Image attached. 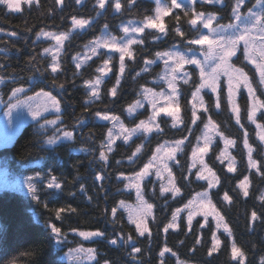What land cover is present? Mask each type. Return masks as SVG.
<instances>
[{
  "label": "trees",
  "instance_id": "obj_1",
  "mask_svg": "<svg viewBox=\"0 0 264 264\" xmlns=\"http://www.w3.org/2000/svg\"><path fill=\"white\" fill-rule=\"evenodd\" d=\"M83 1L77 4L76 0H63L61 6L55 0H39L38 6H24L18 13L0 5V65H3L0 68V80L3 81L0 83V95L4 102H8L13 86L29 89L30 94L39 91V87L33 90L32 86L44 78L35 69L43 68L52 61L51 56L45 55L43 51L48 48L49 42L36 39V34L41 29L67 32L71 30L70 20L73 16L96 18L92 27L82 35L73 33L67 44L58 80L65 87L51 89L52 94L61 99L63 124L73 131V139L51 147L46 143L45 132L29 126L12 146L0 149V165L6 168L9 184H17L12 191H0V264H68L63 258L64 252L79 245L95 251L96 260L93 264H105V261L108 264H133L128 256L131 244L120 240L117 245L108 243L109 239L119 235L126 237L129 233L142 249V254L138 255L140 264H159L158 252L165 242L177 252L180 261L185 264H235L231 258L233 241L245 252V264H261L264 259V223H250V214L253 209L258 214L264 213V201L260 199L264 195V176L257 174L256 168L250 167L248 148L245 147L244 140L247 138L248 145L253 149L252 159L260 166L264 162V143L259 139L257 124L264 129V108L257 113L256 122L253 123L247 118L252 110L248 96L241 93L238 98L239 112L236 113L228 102L225 89L222 88L219 108L216 107L217 98L212 93L204 94L207 107L198 114L203 120L198 119L196 125L192 126L190 99L197 86V76L194 73L191 82L182 86L180 91L179 104L183 112L181 127H173L169 118H161L160 128L163 132H156L150 138L140 136L127 143L118 141L108 149L110 125L98 120L95 113L99 111L102 114H114L128 127L147 118L146 112L135 115L134 118L126 114V109L140 98L141 90L158 85L157 67L141 72L145 59H154L157 52L170 49L171 44L187 48L188 45L177 35L176 29L184 32L186 38L195 37L197 31L189 24L191 11L187 16L181 10L166 15L163 24L167 35L164 34V38L160 39L159 33L150 31L144 37V44L136 47L134 59L129 62L126 72L124 71L121 84L116 85L110 78L101 87L100 99L97 100L91 95L89 83L95 79L97 69L104 59L98 57L80 70L71 61L72 55L80 52L82 46L104 27L110 32L118 33L117 24L125 20L152 17L155 5L152 0H136L129 7L128 0H123L121 13H116L107 6V12L97 14L100 10L96 7V0ZM222 1V5L194 7L197 12L217 15L220 23L227 24L231 22L228 6L234 0ZM167 3L170 0H164V4ZM176 15H179V19ZM9 32H15L16 35L10 36ZM31 56H36V60L31 61ZM245 61L240 57L235 63L238 67H243L251 77L256 95L264 102V89L258 83L254 68ZM22 78L24 82L20 83ZM13 81L17 83L13 85ZM49 82L44 81L45 84ZM113 87L117 88L115 97L110 91ZM237 115L241 119L240 125L236 124ZM208 117H211L223 136L235 142L232 150L236 159L234 171L229 172L225 163L220 160L221 141L214 145L207 156V162L218 180L216 187L211 189V198L224 223L232 231V237H228L224 231L216 234L215 224L212 221L204 224L200 218L192 222V231H188L187 219L183 215L176 222V227L170 228L165 234L163 228L172 223V215L176 209L182 208L196 193L208 188L206 182L196 179V171L190 167L191 149ZM188 127L193 129L191 135L188 134ZM184 136H187L184 149L178 155L177 161L171 165L176 186L181 188V195L175 199H172V192L161 196L160 182L154 177L145 181L144 197L153 205L152 216L147 221L152 235L138 237L135 225L129 223L127 211L120 207L124 203L135 201L134 190L125 189L127 182L124 178L138 171L156 146ZM138 147L143 149L137 159L132 161L133 153H137ZM101 152L107 158L106 161L100 159ZM97 174L104 179L97 181ZM53 175L61 183V189H47V182ZM30 176L36 189L35 195L29 191ZM184 176L189 179L184 180ZM245 177L248 178L247 197L239 187ZM51 191L56 194L49 195ZM225 193L228 194L230 202L223 200ZM114 206L118 207V211L113 223L111 209ZM60 209L63 211H60V219H57L56 212ZM48 224H54L61 229V236L66 237L63 243L51 238L50 230L46 226ZM97 230L104 232L105 237L84 240L79 234ZM213 233L219 238V245L218 251L213 252L210 257L208 250L213 246ZM196 239H200L201 243L196 244ZM192 248L197 251L191 252ZM166 264H176V258L167 259Z\"/></svg>",
  "mask_w": 264,
  "mask_h": 264
},
{
  "label": "snow or ice",
  "instance_id": "obj_2",
  "mask_svg": "<svg viewBox=\"0 0 264 264\" xmlns=\"http://www.w3.org/2000/svg\"><path fill=\"white\" fill-rule=\"evenodd\" d=\"M82 0H76L77 4H80ZM136 0H128L129 7L132 6ZM220 0H187V3H182L181 0H170V3L160 5L159 0H156L157 7L155 9V16L148 17L146 22L137 29H133L136 32H143L145 28H152L156 27L163 18V16L173 14L176 10H181L184 12V15H188L189 11L192 13V18L189 20V24L191 25L192 29L200 32V35L196 38L187 37L184 32L176 29L177 35L181 38V40L188 46H203L208 45L209 47L207 50L201 48L200 55L203 56L201 60L195 50L191 51V54L182 52L178 48L171 51L166 52H157L156 57L157 59L163 60L164 64L166 65V72H165V79L168 84L169 89L171 90L168 93L161 92L158 95L161 98H165L167 100H172L174 97H178L180 95L178 88L176 87L178 79H182L184 84L188 83V70L185 68V65H191L193 67V71L199 70V79L200 83L196 87L195 92L192 94L193 98H199L200 105L203 107V97L199 94L201 90L207 88L212 93L217 95V103L216 107H220L219 103V96L220 92L222 91V85L220 83L221 77H226V86H227V97L229 104L233 105V111L239 112V109L235 106L234 97L239 90L241 84L247 89L248 98L252 102V110L248 113V120L255 123V116L256 111L259 108H264V102L256 96V90L252 87V84L249 81L248 74L244 71L243 67H235L234 60H240V57L237 55L238 52L243 53L244 59L247 60L249 64H252L258 75L261 84H264V7H261L260 11H255L254 9L264 5V0H255V3H252V0H234V3L229 5L230 7V17L229 19L234 22H230L227 25L217 23V27L213 28V21H218L219 18L214 14L205 15L203 12H197L195 10V5H215ZM21 3L27 4L28 6H32L34 3L38 6L39 0H0V5H5L10 11L12 12H20L21 11ZM55 3L58 5L63 6V0H55ZM114 3V8L116 12H120L122 8V4L120 0H96V7L99 9H105L106 5L108 7H112ZM251 5V6H249ZM176 18L179 19V15H176ZM73 30H84L90 24L91 21L84 18L77 19L75 16L72 17L71 20ZM243 24L244 26L241 28L240 25ZM198 25L200 27H198ZM203 29H208L207 33H203ZM124 31L127 33L129 29L124 28ZM159 31L167 35V32L164 27H160ZM8 35L15 36V32H9ZM70 33H60L56 34L53 32H46L41 29L36 34V39L39 40L41 37L54 39L57 42V45H61L62 42L68 39ZM136 41H128L127 43H117L114 39L111 43H103L102 46L108 49V53H119V62H120V73L124 72L125 67V57L127 56L129 59H133V52L129 51L130 44L135 43ZM142 42V41H141ZM99 41L93 43V50H96ZM242 46V47H241ZM45 53L52 51L50 48H45L43 50ZM107 54V53H106ZM167 57L168 59H165ZM31 61L36 60V56L30 57ZM171 60V63L169 62ZM57 58L55 55L52 56V61L49 64H45L43 68L37 67L35 69L36 72H39L40 75L44 78L43 81H39L33 84V90L36 87H39V91H35L34 95H27L29 89H26L22 86L15 87L13 86L11 89V95L8 97L9 101L15 100L14 104H11L9 107L7 115L11 114L12 108L20 107L26 108L28 113L32 116V119L37 121L39 125V129L41 131H47L48 126L56 125L57 121L60 119L59 113L61 112V99H58L57 96L52 94L51 89L53 87L64 89V83H58L60 77V66L56 62ZM107 63V61H105ZM146 65L149 63H154V61L145 60L144 62ZM3 65H0L2 68ZM80 66L77 65V68ZM147 70V69H145ZM100 71V69H97ZM233 74H236L238 79L234 81ZM139 75V73H137ZM44 81H50L48 84H45ZM20 83H23V78ZM101 81L99 79L96 80V84L98 85ZM0 83H3L0 80ZM17 81H13V85H15ZM117 85L120 84V77L118 76L116 79ZM89 87L92 89L91 95L95 97V99L99 100L100 96L94 87L89 84ZM48 89V90H46ZM111 94L113 97L117 95V88L113 87L111 90ZM145 91H151V89H145ZM21 93L25 94V99L21 100L20 95ZM153 95H157L153 93ZM37 99H43L44 103L38 106H34L33 102ZM178 103V101H177ZM136 106H143L140 104V101H136V104L129 106L127 111L132 113ZM152 108L154 109L153 115L150 117L149 122L146 123L144 120H140L138 124L134 128H124L123 124H121V129L123 132L128 133V136L125 137L127 140L130 138L131 135H135L137 133H144L150 134L154 131L153 127H150L149 124L153 123L156 117H159L161 113L165 116H172L174 120H179V107L172 109L171 106L164 107L161 106L159 108L156 107L155 103H152ZM195 108V105H193ZM47 112H54L57 114L56 119L49 120L47 117L44 116V113ZM96 116H98L101 120L108 121L109 119L116 121L119 120L117 116H109L108 114H101V112H96ZM43 119V123H40V120ZM203 120V117H199L197 112L194 110L191 113V125L195 126L197 120ZM236 124H241V119L239 115L236 117ZM175 126V125H174ZM242 126V125H241ZM206 130L211 131L216 128V125L213 123L211 117L207 118V123L204 124ZM243 127V126H242ZM257 127H261L257 124ZM155 130L158 133L163 132V129L160 128L159 124H155ZM192 127H188L187 131L188 134L191 135ZM56 132H60V129H55ZM217 135H221L219 132L216 133ZM111 132L109 133V139L111 140ZM245 137H247V133L245 132ZM223 138V137H222ZM58 139H73V133L71 131H63L62 137L58 135H52L47 140L46 143L48 145H55ZM260 141L264 142V133L259 135ZM187 140V136H184L181 139L175 141L173 145L168 147L167 149V158L172 161H176V153L177 151H183L181 145L185 143ZM204 146L197 147L192 150V157H197L198 153H206L208 151V145L212 141V137L205 133L204 136ZM7 143V141L5 142ZM234 141L230 139H225V144L230 145L233 144ZM245 147L248 148L249 154V165L251 168L257 169V174L264 176V162L261 163L260 166L257 165V162L252 159V151L253 149L248 145V140L245 138L244 140ZM164 146H159L156 149V153H160ZM136 152H140V148L136 149ZM221 155H225L221 153ZM135 156V153H133ZM100 159L106 161V157L103 152L100 153ZM158 160L156 154L153 155L152 160H149L147 163L144 164L143 168L135 174L136 182L131 184V187L137 189V199L139 201V208L137 211V215L133 217L132 215L129 216V223L135 225V232L137 233L138 237H145L147 234L148 237H151L152 233L149 230L148 223L146 222V217L152 216V208L153 205L148 203L143 199L144 193L141 190V182L148 180V177L151 175L149 169L152 167V162ZM119 163V162H118ZM178 163V162H177ZM200 163L203 164V157L200 158ZM207 168V165H204ZM163 169L168 172L169 177H172V170L169 168L167 161L163 162ZM211 173V169H208ZM229 172L234 171V169L229 166ZM189 173L190 169H189ZM123 174H121L122 176ZM214 176L215 174L212 173ZM156 176L159 178L161 176L160 168H157ZM197 180H206L207 177L202 172L195 173ZM121 177H117L120 179ZM32 177H28V187L29 191L32 192L34 195L36 193L35 187L32 185ZM97 181H102L104 177L100 174H97L95 177ZM184 180H188V176L183 177ZM151 183V181H149ZM248 178L245 177L244 181L239 185L240 188L243 189V195L247 197L249 195L248 189ZM47 189L49 190H56L61 189L62 185L60 182L57 181V178L53 175L51 180L47 182L46 185ZM147 187V185H145ZM215 187V184L209 182L208 188ZM83 190V188L81 189ZM171 191L172 192V199H175L177 196L181 195V188L176 186L173 183L171 189L166 186L161 185L160 195L163 196L165 193ZM55 191L49 192V195H55ZM74 195V193H73ZM201 200L206 201L199 205V208L192 207V201H189L187 204L184 205L185 208L189 209L187 213V229L188 231H192V222L193 218L196 215H203L205 219L207 218L208 209L210 206L212 207V211H215V207L211 205V199L209 198V194L207 191L200 194ZM262 201H264V195L260 197ZM224 201H229L230 198L227 193L223 196ZM60 209L56 212V218L60 219ZM71 211H75V209H71ZM117 211L118 207L114 206L111 209V217L112 222L114 223L117 218ZM182 209L177 208L176 212L172 215V223L167 224L163 228V232L167 234L170 228H175V221L177 220V214L181 212ZM219 216V213H216ZM222 220L223 217H220ZM256 221H260L264 223V213H259L253 209L250 214V223L254 224ZM51 233V238L58 243H63V240L66 237L61 236V229L54 224L46 225ZM203 227V225H201ZM224 230L228 237H232V231L228 228V226L224 225ZM254 230V229H250ZM81 236L85 239H94V238H104L105 233L97 230L94 232H81ZM118 240L123 241L125 244H131V250L128 253L129 259L133 262V264H140L138 255L142 254L141 247L137 246L136 241L133 239V235L129 233L126 237L124 235H119L117 238L109 239L108 243L111 245H117ZM183 243V241H181ZM196 244H200V239H196ZM219 245V238L215 236L213 233V246L208 250V255L211 257L213 252L218 251ZM91 252V250H89ZM191 252L195 253L197 251L196 248L190 249ZM176 258V264H185V262L180 261L179 256L176 251L172 248L167 246L165 242L163 248L158 252V259L159 264H166L167 259ZM231 258L235 261V264H245V252L237 246L236 242L233 241L231 245ZM105 264H108L105 261ZM261 264H264V259H262Z\"/></svg>",
  "mask_w": 264,
  "mask_h": 264
},
{
  "label": "rangeland",
  "instance_id": "obj_3",
  "mask_svg": "<svg viewBox=\"0 0 264 264\" xmlns=\"http://www.w3.org/2000/svg\"><path fill=\"white\" fill-rule=\"evenodd\" d=\"M85 1H87V0H85ZM122 1L123 0H120L121 4H122ZM152 1H153L154 5H155V9H156V7H157L156 0H152ZM181 2L182 3H187V0H181ZM159 3H160V5H164V0H159ZM222 3H223V1L220 0V2H218L215 5H222ZM254 3H255V0H254ZM24 6H28V5L24 4V3H21V10L23 9ZM261 7H264V5H262L260 7H257L254 10L255 11H260ZM106 8H107V5H106L105 9ZM111 8H112V11L116 12V10L114 8V3H113V6ZM105 9H99L100 11H98L97 14L104 13L106 11ZM122 9L123 8H121L120 12H116V13H121ZM155 14L156 13L154 12L152 17H154ZM205 15H208V14H205ZM164 17L165 16H163V18ZM80 18H82V17H80ZM147 18H143V19L132 18V19L125 20L124 22H122L120 24H117L118 33L110 32L107 27H104V28H102L100 30L99 34L94 35V37L91 38L88 41V43H86V44H84L82 46V49H81L80 52L77 51V52H75L72 55L71 61L75 64L76 67H77V65H79L80 66L79 67L80 70H81V68H83L87 64L91 63L92 61L97 60L98 57H102L104 59L100 63V66L98 68V69H100V71H98L95 79L89 83V84L92 85V87H94L96 89V91L98 92V95L100 93L101 87L110 78H111V80H114V83L117 85L116 79L119 76L120 77V84H121L122 80L124 79L125 72H126L127 68L129 67V62L133 61L132 59H129L127 56L125 57V67H124V71L125 72H123L121 74L120 73L119 53H108V49L102 46L103 43H111L113 39L118 44L121 43V42L127 43L128 41H136L135 43L130 44V47H129V51L133 52V56H134V54L136 52V47H138L139 45H143L144 44V42H145V38L144 37L150 31H155L154 33H156V32L159 33L160 39L164 38L163 37L164 33H161L159 31V28L161 26L164 27L163 18L161 19L160 23L158 25H156V27L145 28L143 32H136V31L133 30V29L140 28L146 22ZM77 19H79V18L77 17ZM84 19L90 20L91 24L86 29H84L82 31L81 30H73L72 23L70 24L71 25V30L67 31V32L66 31H55V30L46 31V32H53V33H56V34L70 33L68 39L64 40L61 45H57V42L54 39H49V38H45V37H41L40 38V39H45L46 41H48L49 42L48 48H50L52 50V51H50L48 53H45V55L48 54V55L51 56V58H52L53 55H55L56 58H57L56 62L59 64L60 67H61V65L63 63L62 62L63 58L66 56L67 44L71 41L73 33H78V34L82 35L86 30H88V29H90L92 27V25L94 24V22L96 20L95 17L92 18V19L91 18H84ZM71 20H70V22H71ZM231 22H234V21H231ZM217 23L224 24V23H220L219 20L218 21L214 20L213 21V25H212L213 28L217 27ZM227 24H224V25H227ZM243 26H244L243 24L240 25L241 28ZM198 27H200V26L198 25ZM124 28L129 29V31L126 33L124 31ZM202 31H203V33H207L208 29H203ZM199 35H200V32H197L195 34V37H193V38H196ZM96 41H99L100 43L97 45L96 50H93V43L96 42ZM170 47H171L170 49L165 50V51H161V52L171 51V50H175L176 48H178L182 52H186V53L191 54V51L195 50L196 53H197V56L202 60L203 56L200 55V51L199 50L201 48H203L204 50H207V48L209 46L208 45H203V46L197 45V46H188L187 48H183V47H180L177 44H174V45L171 44ZM237 55L239 57L244 58L242 51L238 52ZM165 59H168V58L165 57ZM145 60L154 61V63H149L147 65L144 63L142 65L143 66L142 67L143 70L141 72L144 73V72H146L149 69H154V68L157 67V69L159 71V77H158V85L159 86L157 85L154 88H144L143 90H141V96L136 101H140V104L143 105V106L142 107L141 106H136L132 113H129L127 111V109L129 108L128 107L126 109L127 116L129 115V116H132L134 118L135 115H140L142 112H146L147 113V118H145L143 120L146 123H148L150 117L153 115V112H154V109L152 108V103H155L157 108H159L161 106H164V107L171 106L172 109H175L176 107H179V113H177V115L179 116V120H174V118L172 116H165L163 113H161V115L159 117H156V119H155V121L153 123L149 124L150 127L154 128V131L152 133H150V134L137 133L135 135H131L130 138H128L126 140L125 137L128 136V133L123 132L122 129H121V124H123L121 118H119V120H116V121H113L111 119H109L108 121H104V120H101L98 116H96L98 120L103 121V122H108L109 125H110V129H109V132H108V143H109L108 149L112 148V146L115 145V143L118 142V141H123V142L127 143L128 141H132L133 139H136L137 137H140V136H143V137H146V138L147 137L150 138L154 133L157 132L155 130V124H159L160 125L161 124L160 123L161 118H169L171 120V123H172L171 125L173 127H181L183 125V116H182L183 112H182V109H181L180 104H179L180 95L178 97H174L172 100H167L165 98H161L158 95L161 92L168 93V92L171 91L169 89L168 84H167L166 79H165L166 65L164 64L163 60L157 59L156 56L154 57V59H145ZM233 60H234V62L236 61L235 58H233ZM105 61H107V63H105ZM169 62L171 63V60H169ZM245 62H247V60ZM249 65H251L254 68V70L256 72V75H257L258 83L264 89V84L260 83L259 75H258L255 67L252 64H249ZM234 66L238 67L236 63H234ZM193 67L194 66H191V65H185V68L188 70V73H189V75H188V83L187 84H189L191 82L192 75L195 73L196 76H197V86H198L199 83H200L199 70L197 69V70L193 71ZM145 69H147V70H145ZM233 76H234V81L236 79H238L236 74H233ZM248 77H249L250 83L252 84V87L255 89L254 82L252 81V79H251V77L249 75H248ZM97 79H99L101 81L98 85L96 84V80ZM220 83L222 85V88L225 89L226 96H227L226 77L222 76ZM153 84H156V82L153 81ZM160 85H161V87H160ZM184 85H186V84L183 83V80L182 79H178L176 87L178 88L179 93L181 91L182 86H184ZM145 89H151V91H145ZM89 90H90V92L92 91V89L90 87H89ZM195 90H196V88L193 90L192 94L195 92ZM242 92L245 93L248 96L247 89L243 86V84L240 85L239 90H238V92L236 93V95L234 97L235 106L238 109H239L238 98H239V96L241 95ZM153 93H156L157 95L154 96ZM205 93H212V92L209 89H207V88L201 90L199 95L201 97H203V101H204L203 107H201V105H200L199 98L194 99L193 95H192V97L190 99V108H191L192 111L195 110L197 112V115L199 114L200 111H203V109L205 110V108L207 107L206 103H205V96H204ZM34 94H30L29 92L27 93V95H34ZM19 95H20V99L21 100L25 99V94L24 93H21ZM212 95L215 96L214 98H217V95L215 93H212ZM136 101H134V103L131 104V105L136 104ZM177 101H178V103H177ZM8 102H9V104L6 106L7 110L3 111V112H2V107L4 106V104L0 103V146L9 143L12 140L13 133H14L16 127H18L19 125L26 124V123L29 124L30 123L31 125L39 126L37 121L32 119V116L28 113L26 108H20V107L12 108L11 114L7 115L6 113H8L9 107L11 106V104L15 103V100H12L11 102L8 101ZM43 103H44L43 99H37L36 101L33 102L34 106H38V105L43 104ZM250 103H251V106H252L251 100H250ZM193 105H195V108H193ZM230 106H231V108L233 110V105L230 104ZM261 109H263V108H259L256 111V115ZM103 114H108L110 117L111 116H115L114 114H111L109 112H106V113H103ZM44 116L47 117V119H49V120H53V119H56L57 114L54 113V112H47V113H44ZM59 117H60V119L57 121L56 125L48 126L47 127V131H43V132L46 133L47 139L50 136H52V135H58V136L62 137V133L65 130L66 131H71V130H68L63 124L62 107H61V112L59 113ZM40 123H43V119L40 120ZM135 126H136V124L134 126H132V127H128L125 124H123V127L124 128H128V129L134 128ZM57 128L60 129L61 131L60 132H56L55 129H57ZM71 132L73 133V131H71ZM110 132L112 134L111 135V140L109 139V133ZM217 132L220 133V131L217 128V126H216V128L214 130H211V131H208V130L205 129V127H203V130L201 131V134L199 135V137H197V139L195 140L196 143L193 146V148L191 149V151L193 149L197 148L198 146L199 147H203L204 146L205 133H207V135L212 137V141L208 145V151L206 153H198L197 157L195 158V160L192 157V152H191V156H190V160H191L190 167H191V169L195 170L196 173L197 172H202L207 177V179L206 180H201V181L206 182L207 185L209 184V182H211V183L215 184V187L217 185L218 180H217L215 172L212 170V168L209 166V164L207 162V156L212 151V148L214 147V145L218 141H221L220 142V145H221L220 160L225 163L227 168H229V166H231L234 169L235 166H236V159H235V156H234V154L232 152V150L235 148V142L233 144L226 145L225 144V139H228V138L223 136L221 133H220L221 135H217L216 134ZM258 132H259V135H260L261 133H264V129L259 127L258 128ZM73 137H74V133H73ZM230 140H232V139H230ZM6 141H7V143H5ZM66 141H70V140L58 139L56 144H59L61 142H66ZM174 143H175V141H164V142H162L160 145L155 147L154 152L151 154V156L146 161V163H147L149 160H152V157H153L154 154L157 155L158 160L153 161L152 162V167L149 169V172L151 173V175L148 177V180L150 178L154 177V179L157 180L158 182H160L161 185L166 186L169 189L172 188L173 183L176 185L175 176H174V174L172 172V177H169L168 172L163 169V162L167 161L169 168H171V170H172V166L171 165H173L177 161L178 155L182 152V151H177V153H176V161H172V160H169L167 158V149H168V147H170ZM185 144H186V141H185V143L183 145H181V147L183 149H184ZM49 146L52 147L54 145H49ZM159 146H164V148L161 150L160 153H156V149ZM142 149L143 148L140 147V152L142 151ZM140 152L136 153L135 156H133L132 161L137 159V157H138ZM221 153H224L225 155H221ZM201 156L203 157V164L200 163ZM247 156H248V161H249V154H247ZM251 156H253V151H252ZM204 165H207V168H205ZM143 166L144 165L140 166V169L138 171H140L143 168ZM157 168H160V170H161V176L159 178L156 176ZM208 169H211V173L208 171ZM138 171H136L132 175L126 176L125 178L122 177L127 182V185H126L125 189L128 190V191L134 190V195H135V201L134 202L124 203V204L120 205V207L124 208L127 211L128 217L130 215L135 217L137 215V211H138V208H139V201L137 199V189L134 188V187H131V184L136 182L135 174ZM212 173H214L215 175L213 176ZM144 183H145V181L141 182V185H140L141 190L143 191V193H144ZM215 187H213V188H215ZM211 189L212 188H207V189H205L203 191H200V192L196 193L192 198H190V200H188V202L192 201V207L198 209L199 205L201 203L206 202V201H202L201 200V195L200 194H202L205 191H207L208 194H209V198L211 199V205L215 207V205H214V203L212 201V198H211ZM169 192H171V191H169ZM143 199L145 200L144 196H143ZM180 209H182V211L177 214V220L175 221V224L179 220V217L182 216V215L185 216L186 219H187V213H188L189 209L185 208L184 206L182 208H180ZM206 211L208 212V215H207L206 219H205V217L203 215H196L193 218V221L195 219H198V218L202 219L204 224H206L209 221H212L215 224L216 229H217L216 234L218 233V231H224L225 232V230H224V225H225L224 220L220 219V217H222V216L220 215V213L218 212L216 207H215V211H212V207L211 206L208 209H206ZM216 213H219V216H217ZM148 218L149 217H146V222L148 221ZM83 239L85 240L84 237H83ZM87 240H89V239H87ZM89 250H91V252ZM63 258H64V260H66L68 262V264H93L95 262V260H96V254H95V251L92 248L83 247V246L79 245L77 247L70 248L66 252H64Z\"/></svg>",
  "mask_w": 264,
  "mask_h": 264
}]
</instances>
